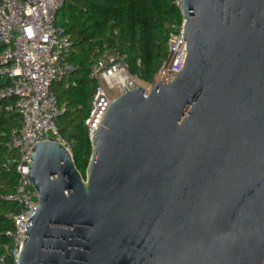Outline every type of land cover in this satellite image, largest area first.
<instances>
[{
	"label": "water",
	"instance_id": "1",
	"mask_svg": "<svg viewBox=\"0 0 264 264\" xmlns=\"http://www.w3.org/2000/svg\"><path fill=\"white\" fill-rule=\"evenodd\" d=\"M183 70L114 98L83 175L31 149L17 264H264V0H179Z\"/></svg>",
	"mask_w": 264,
	"mask_h": 264
},
{
	"label": "built area",
	"instance_id": "2",
	"mask_svg": "<svg viewBox=\"0 0 264 264\" xmlns=\"http://www.w3.org/2000/svg\"><path fill=\"white\" fill-rule=\"evenodd\" d=\"M66 1L0 0V101L14 99V103L1 108L15 109L20 119V126L11 131L3 146L6 156L2 167L13 168L17 175L14 193L4 199L17 203L18 210L8 213L13 230L0 239V264H17L28 220L40 204L38 191L28 181L31 149L36 142L53 140L71 151L56 124L65 108L59 105L53 90L54 84L77 70L70 61V37L56 24L57 13ZM184 31V21L171 25L167 57L146 87L130 72L126 54L107 58L99 50L93 53L90 75L96 88L85 120L91 143L114 98L137 86H142L147 96L159 81H171L183 70L188 54ZM7 239H11L12 248Z\"/></svg>",
	"mask_w": 264,
	"mask_h": 264
},
{
	"label": "trees",
	"instance_id": "3",
	"mask_svg": "<svg viewBox=\"0 0 264 264\" xmlns=\"http://www.w3.org/2000/svg\"><path fill=\"white\" fill-rule=\"evenodd\" d=\"M178 1L67 0L57 15L72 42L74 52L71 59L77 70L68 78L69 85L62 92L65 112L60 117L70 113L71 105L84 110L86 104L92 103L96 82L90 74L92 55L96 50L101 56L107 51L126 54L130 72L151 81L167 57L171 25H180L183 21ZM12 103L14 99L0 101V239L13 230L8 213L18 210L17 203L4 199L5 195L15 191L16 171L2 167L6 156L4 143L11 131L20 126L15 109L1 108ZM90 111L78 124L69 121L62 129L64 136L66 131L69 132L66 140L83 175L92 153L85 126Z\"/></svg>",
	"mask_w": 264,
	"mask_h": 264
},
{
	"label": "rangeland",
	"instance_id": "4",
	"mask_svg": "<svg viewBox=\"0 0 264 264\" xmlns=\"http://www.w3.org/2000/svg\"><path fill=\"white\" fill-rule=\"evenodd\" d=\"M57 21H56V24L57 25H59V26H61V24H60V21H59V15H57ZM73 52H74V50H73ZM73 52H72V54H73ZM72 54H71V57H70V61L71 62H73L72 61ZM113 55V52H111V51H107V52H105V56L107 57V58H109V57H111ZM74 63V62H73ZM155 77V76H154ZM154 79V78H153ZM152 79V80H153ZM152 80L151 81H145V80H143V79H141V84L143 85V86H149V83L150 82H152ZM68 85H69V80L68 79H65V80H63L62 82H60V83H56V84H54V86H53V90L56 92V95H57V97H58V100H59V105L60 106H63L64 104H63V95H62V92L68 87ZM92 108V103L90 104V102L88 103V104H86V106H85V108H84V110H82V109H79V107H77V106H75V105H71V106H69V111H70V113L69 114H67V115H65V116H62V117H60V118H58L57 120H56V124H57V126L59 127V129H60V132H61V134L63 135V133H62V129H65L66 128V126L68 125V122L69 121H74V123H76V124H78L79 122H80V120L83 118V116H84V114L85 113H88L89 111H90V109ZM68 131H66L64 134L67 136L68 135ZM66 136H64L63 135V137L65 138V140H66ZM67 141V140H66ZM30 188H32V187H30ZM11 248L13 247V243H12V241H11V239H7L6 241H5Z\"/></svg>",
	"mask_w": 264,
	"mask_h": 264
}]
</instances>
